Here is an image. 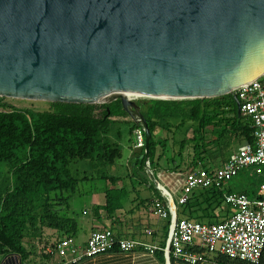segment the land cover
<instances>
[{
	"label": "water",
	"instance_id": "obj_1",
	"mask_svg": "<svg viewBox=\"0 0 264 264\" xmlns=\"http://www.w3.org/2000/svg\"><path fill=\"white\" fill-rule=\"evenodd\" d=\"M264 73V0H0V97L142 105L232 94ZM155 188L174 199L147 167Z\"/></svg>",
	"mask_w": 264,
	"mask_h": 264
},
{
	"label": "trees",
	"instance_id": "obj_2",
	"mask_svg": "<svg viewBox=\"0 0 264 264\" xmlns=\"http://www.w3.org/2000/svg\"><path fill=\"white\" fill-rule=\"evenodd\" d=\"M140 104L152 133L149 161L153 170L158 167V160L167 153L168 139L157 138L159 129L171 132L173 127L181 128L188 122L192 123L189 129L193 131V137L189 139L185 132L179 150V155L183 156L189 142L197 141L193 145L191 165L203 162L205 143L214 142V139L206 141L207 134L213 133L217 127L221 130L215 141L226 142V146L235 140L242 144L253 141L252 122L247 116L239 114L232 94L206 99H149ZM51 105L52 109L44 111L19 108L0 97V165L6 163L8 166V171L0 178V249L2 252H16L24 259H28L33 250H38L41 243L33 241L42 236L45 229L60 232L62 238L58 240L78 237L82 223L74 213H70L68 202L81 182L98 177L116 185L122 180L120 176H108L106 173L95 177L87 174L80 176V166L101 171L116 164L122 157V147L113 136L120 121L118 119L129 117L121 100L109 104L51 102ZM132 123L130 133L135 136V130L140 125L134 120ZM116 134L120 139V129ZM146 160L143 148L132 156L131 165L144 169ZM171 164L174 165L171 170L182 167L176 165L174 157ZM243 172L238 177H246ZM249 179L252 186L244 185L239 192L259 199L258 187L263 179L253 171ZM149 186L158 198L163 199L151 182ZM105 192L106 202L93 206L94 217L98 219L102 218V210L106 211L108 218H112L117 210L124 208L130 194L126 186L108 185ZM224 205L221 191L197 190L186 204L178 207V216L180 219L217 223L226 218L225 214L216 212ZM163 230V239L158 244L160 247L167 242L168 220ZM116 236L121 238L118 234ZM48 242L43 240L44 244ZM26 246H33V250ZM200 251L208 261L216 264H264V251L258 263L233 259L221 253L208 254L203 249ZM155 254L166 264L163 251L158 250ZM41 255L47 257L43 249ZM171 264H177L173 256Z\"/></svg>",
	"mask_w": 264,
	"mask_h": 264
},
{
	"label": "built area",
	"instance_id": "obj_3",
	"mask_svg": "<svg viewBox=\"0 0 264 264\" xmlns=\"http://www.w3.org/2000/svg\"><path fill=\"white\" fill-rule=\"evenodd\" d=\"M233 93L240 100L241 113L252 122L254 136L252 142L243 143L223 166L207 169L197 163L182 170L156 172L151 168L149 159L146 160V167L168 190L177 209L186 204L197 190L221 191L224 204L231 209L224 220L207 223L180 219L175 215L170 198L161 193L163 199L155 198L149 211L156 218L169 221L164 247L137 238H119L111 228H104L93 231L85 244L78 243L73 237H65L53 244L43 245L53 264H77L102 253H136L138 250L149 255L161 250L167 264H170L171 256L177 263L202 264L208 260L201 249L208 254L221 253L233 259L258 263L264 251V73L255 82L235 88ZM145 145V131L140 125L135 130V148L143 149ZM250 169L263 179L258 187L259 199L226 188L228 182ZM147 234L153 236V230H147Z\"/></svg>",
	"mask_w": 264,
	"mask_h": 264
},
{
	"label": "rangeland",
	"instance_id": "obj_4",
	"mask_svg": "<svg viewBox=\"0 0 264 264\" xmlns=\"http://www.w3.org/2000/svg\"><path fill=\"white\" fill-rule=\"evenodd\" d=\"M132 99H134L137 103H141L144 102L145 100H149L150 98L135 97ZM4 100L5 102L13 104L19 108H33L39 111L52 109L51 102L48 101L27 100V99H19V98H11V97H4ZM118 120L120 121L115 126L113 136L116 140L119 141L122 147V152H123L122 157L117 160L116 164L104 167L101 171L92 169L86 165L80 166L81 167L80 176L82 177L85 174H87L90 177L91 176L95 177L101 175L100 173L103 174L106 173L108 176H120L122 179L121 182H119L116 185H113L109 180L104 181L102 179H99L98 177L97 179H90L88 181H83L79 184L76 192L71 196V199L68 202L71 213H74L78 218V220L85 227L88 228H89L88 222H93V219H96L93 213V206L103 205L106 202L105 191L108 185H111V187L117 186L119 188L126 186L128 188L130 194L128 195V198L125 202L126 205L125 208L127 210L129 209L132 210L140 204L139 201L137 202V200H134V198H136L137 196L136 191H138V188H142V187L148 188L149 182L153 184L149 176L147 167H145L144 169H140V168H133L131 165L132 156H134L135 153L140 152L139 148H135V140H134L135 136L131 135L130 133V128L133 124L132 123L133 119L129 115V117ZM118 129H120L121 131L120 139L116 134V131ZM172 129L173 130L171 131V133L170 134L168 133L171 141L168 142L167 152H170L171 154H175V156L169 155L168 159L171 160L174 157L176 160V165H183V164L186 165L187 162L192 160L194 157L193 145L197 141L189 142V144L187 145V147L183 152L182 157L184 158V160H182V158L179 155L180 142L182 139L185 138L186 134L184 133V129L182 127L181 128L173 127ZM220 130L221 129L217 127L213 130L214 131L213 133L207 134L206 141L208 142L214 139V142L213 145L205 143L204 145L205 148H203V150H205L204 155L206 154L207 158H210L213 162V165L215 166L220 165L225 159L232 157L239 150L242 144L241 141L235 140L232 141L230 145L226 146L227 144L226 142L222 143L221 141H215L219 136ZM187 135L189 139L192 138L193 131L190 130ZM75 166L76 165L74 164L73 167ZM7 171H8L7 164L2 163L0 165V178L4 176V174ZM134 173L136 174L134 175ZM144 179L148 181L147 182L142 181ZM143 183H148V185H144ZM237 183H242L244 185L252 186L251 180L246 177H237L236 179H233L232 181L228 182L227 185L229 184L230 187L236 189L235 185ZM84 210H86V212H84L83 214ZM218 212H222V211H218ZM100 213L102 216V214L104 215L106 214V211L102 210ZM38 246H43V245L38 244Z\"/></svg>",
	"mask_w": 264,
	"mask_h": 264
},
{
	"label": "crops",
	"instance_id": "obj_5",
	"mask_svg": "<svg viewBox=\"0 0 264 264\" xmlns=\"http://www.w3.org/2000/svg\"><path fill=\"white\" fill-rule=\"evenodd\" d=\"M191 124H192L191 122H188L182 127L184 129V133L186 132V134H188V132L191 130L189 129ZM168 133L170 134L171 132H166L164 130L159 129L156 132V136L158 139L167 138L168 139L167 141L169 142L171 140L169 138L170 136L168 135ZM158 154H160V151H158ZM169 155L175 156V154H171L170 152L165 153L164 156H162L161 159L158 160V167L155 169L156 172H160L161 170H171L170 168H172L174 165H172L171 160L168 159ZM180 157L182 158V160H184L182 156ZM203 159H204L203 162L202 163L200 162V167H204L207 169L209 168L216 169V168L223 166L224 163L230 158L225 159L218 166L213 165L212 160L210 158H207L206 154L205 155L203 154ZM191 161L192 160L188 161L186 165L183 164L179 170H182L188 167L189 165H191ZM252 171L253 170L251 169L246 170L243 172V174H246V178H249V175L251 174ZM240 175L241 173L238 176ZM143 184L148 185V183H143ZM243 187H244V184L242 183H237L235 185L236 189H233V187H230L229 184L226 186L227 190L231 192H239L240 189ZM136 193H137V196L136 198H134V200H137V202L139 201L140 204L138 206H136L132 210L131 209L127 210L125 208L126 206L125 205L123 209L117 210L115 215L112 218H108L106 214L105 215L102 214L101 219L96 218V219H93V222H88L89 228L85 227L82 224V231H81L82 233H79V236L75 238L76 241L78 243L85 244L88 237L93 231L104 229V228H111L115 232V234L120 235L122 238H137V239L159 244L160 241L163 239L162 238V236L164 235L163 226L166 220L156 218L149 211L153 200L155 198H158V196L156 192L154 191V189H151L149 185H148V188L146 187L138 188V191H136ZM84 211H83V214H84ZM218 211H222V212H218ZM216 212L219 215L225 214L227 217L231 213V209L227 205H224L222 209H219ZM147 230H153V236L150 237L147 234ZM60 238H62V235L57 230L45 229L42 236L34 239L33 242L38 241L37 243L40 242L41 245H45L43 243V240L45 241L47 240L49 241L48 244L49 243L53 244L55 241H57ZM40 239H42V241ZM26 247L29 248L30 250H33L32 249L33 246H26ZM42 249H43L42 246H38V250H33L34 251L33 254L28 259L22 258L21 255H19L16 252H13V251L2 252L0 249V264H53L52 258L49 255L46 254L47 257L45 255L44 256L41 255ZM77 264H163V263L156 256V254L149 255V254H146L138 250L136 251V253L120 252V251L102 253L93 258L83 260ZM177 264H185V263H177ZM202 264H216V263L208 261Z\"/></svg>",
	"mask_w": 264,
	"mask_h": 264
},
{
	"label": "bare ground",
	"instance_id": "obj_6",
	"mask_svg": "<svg viewBox=\"0 0 264 264\" xmlns=\"http://www.w3.org/2000/svg\"><path fill=\"white\" fill-rule=\"evenodd\" d=\"M126 96H129V98H135V97H137L136 95H133V94H130V93H127V94H125Z\"/></svg>",
	"mask_w": 264,
	"mask_h": 264
}]
</instances>
